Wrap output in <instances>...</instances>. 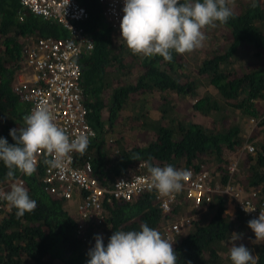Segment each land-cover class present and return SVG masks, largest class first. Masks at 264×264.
Returning <instances> with one entry per match:
<instances>
[{
	"label": "trees",
	"instance_id": "1",
	"mask_svg": "<svg viewBox=\"0 0 264 264\" xmlns=\"http://www.w3.org/2000/svg\"><path fill=\"white\" fill-rule=\"evenodd\" d=\"M77 1L88 12L78 23L93 41V48L82 54L78 63L87 120L95 135L83 154L75 152L76 163L89 161L104 184L120 175L147 171V164L182 170L191 165L208 170L210 181L216 179L223 184L229 177L234 185L256 189L258 197L264 199V110L258 109L264 108V0H237L234 5L239 9L233 10L228 22L212 25L222 29L213 42L205 41L212 47L202 54L200 47L184 54L173 51L170 62L159 55H134L121 35L112 33L104 22L96 0ZM19 6V0H0V137L10 144L15 142L9 131L24 127L25 106L11 89L21 37L29 33H67L55 21L27 10L19 19ZM185 55L193 58V66L185 65ZM241 59L249 64L238 66L237 72L234 64ZM200 86L202 93L197 91ZM145 95L158 100L152 105L157 111L155 117L150 115ZM192 97L195 100L186 110L212 118L213 125L185 117L178 110L179 103ZM251 118L257 120L256 131L250 125ZM140 133L146 134L144 139ZM245 141L252 144L236 154ZM137 156L139 161L135 160ZM234 158L237 166L228 176L226 166ZM138 162H142L139 167ZM7 171L0 161V187L6 192L11 190L6 185L11 182ZM17 176L23 178L22 185L37 201V207L17 218L16 209L9 205L0 218V264H87L95 235H102L106 246L114 231H140L142 224L159 231L162 237L165 234L164 225L170 216L153 203L150 191L128 201L104 198L102 223L96 230L87 227L78 233L74 228L80 216L67 209L71 200L43 189L41 164L32 176L18 171ZM225 204L226 195L213 192L207 201L188 210L197 215L188 227L168 239L173 242L177 264H232V243L245 245L256 264H264V242L252 243L255 234L246 228L250 219L238 211L228 214ZM249 231L250 241L243 239ZM233 234L240 239L231 241ZM221 249L223 254H219Z\"/></svg>",
	"mask_w": 264,
	"mask_h": 264
},
{
	"label": "built area",
	"instance_id": "2",
	"mask_svg": "<svg viewBox=\"0 0 264 264\" xmlns=\"http://www.w3.org/2000/svg\"><path fill=\"white\" fill-rule=\"evenodd\" d=\"M96 1L101 6L103 20L109 25L111 32L121 35L120 21L123 17L124 0ZM19 4V9L16 10L19 19L22 18L23 11L27 10L55 21L67 32L63 36L28 34L22 37L19 61L13 70L15 81L12 86L19 101L25 106L24 117L40 106H48L57 126L64 129L70 138L86 134L91 140L95 131L88 124L78 63L80 56L93 48L91 37L78 23L88 15L87 10L77 0H19ZM23 124L26 126L25 122ZM246 147L252 150L251 145ZM74 154L75 152L69 154L63 171L52 169L44 163L46 158H51L45 152L37 154V165L42 166L41 185L47 193L67 200H73L77 195L81 197L77 204L80 221L74 228L78 233L90 228L94 222L102 223L105 216L104 198L106 201H128L146 191L151 192L153 203L160 211L170 216L167 220L168 232L164 234L166 239L172 233L188 227L191 219L197 215V212L182 214L179 208L183 205L188 210L197 208L213 192L225 194L232 201L235 210L250 220L258 218L260 211L264 210V199L258 197L256 189L241 194L242 187L230 182L229 177L223 184L216 181L210 186V175L205 168L186 166L183 170H187L189 175L183 181L181 193L160 197L155 189L149 190L147 171L135 172L129 176L120 175L109 184H104L93 172L90 162L84 160L76 163ZM232 160L234 161L226 166L228 176L237 166L236 159ZM139 165L142 162L136 164L137 167ZM12 183L23 184V178L17 176L6 183L9 189ZM0 191L6 192L1 187ZM244 205L256 209L246 213ZM8 210V202L0 198V218Z\"/></svg>",
	"mask_w": 264,
	"mask_h": 264
},
{
	"label": "clouds",
	"instance_id": "3",
	"mask_svg": "<svg viewBox=\"0 0 264 264\" xmlns=\"http://www.w3.org/2000/svg\"><path fill=\"white\" fill-rule=\"evenodd\" d=\"M230 3L234 0H185L183 3L181 0H124L121 39L134 55H159L170 62L173 51L184 54L201 46L205 39L202 29L217 21L227 23L233 16ZM23 122L26 126L9 131L15 143L10 144L0 137V161L8 169L6 177L9 181L15 179L17 171L32 176L37 169L38 153L45 152L51 157L44 160L47 166L63 171L70 153L83 154L89 146L86 134L70 138L64 129L58 127L48 106H40L23 116ZM135 160L139 161L140 157ZM147 171V186L149 190L155 189L160 197L180 192L189 175L187 170L172 165L147 164ZM0 198L16 209L17 218L37 207V201L30 198L22 184L12 183L10 191H0ZM255 209L245 205L243 208L246 213ZM166 225L168 229V223ZM248 227L255 234L253 243L264 242V210L260 211L258 218L248 221ZM94 239L95 245L87 253V264H177L173 242L147 224H142L140 231H114L106 246L102 235H96ZM237 239L240 236L233 234L231 241ZM229 257L232 264H256L251 250L243 244L232 243Z\"/></svg>",
	"mask_w": 264,
	"mask_h": 264
},
{
	"label": "rangeland",
	"instance_id": "4",
	"mask_svg": "<svg viewBox=\"0 0 264 264\" xmlns=\"http://www.w3.org/2000/svg\"><path fill=\"white\" fill-rule=\"evenodd\" d=\"M234 5V4H233ZM231 7V6H230ZM234 8L235 9H239V7L236 5H234ZM233 9V8H232ZM235 9H233V10H235ZM222 29L220 28V27H218V28H213V26L212 25H210V26H207V27H205L204 29H202V31H203V33H204V35H205V39H204V41H203V43H202V45L201 46H199L200 47V50H201V54L205 51V49H208V48H210V47H212V43H211V45L208 47V46H206L205 45V41H209V42H213L214 40H215V35H219V34H221V31ZM224 38H220V42H224ZM0 49H3V45L2 44H0ZM231 57H234V56H231ZM237 58H239L238 56H237ZM183 60H185V61H187V62H184L185 63V65L187 66V67H191V66H193L194 65V60H193V58H191V57H189V56H184L183 57ZM247 64H249V61L247 60V61H245V60H243V59H241V62L240 63H236V64H234V66L236 67V71L237 72H239V70H238V66H246ZM135 68H137V66H135L134 67V69H132V72L131 73H133L134 72V70H135ZM184 68L182 69V71L184 72ZM197 91L198 92H200V93H202L203 91H204V89H203V86H200V87H197ZM212 96V95H211ZM168 98L170 99L171 98V96H168ZM144 99L146 100V102H147V105H149L150 106V115L152 116V117H155L156 116V114H157V111L156 110H154L155 109V107H152V105H156V103L158 102V100H157V98L155 97V96H153V95H145L144 96ZM172 99V98H171ZM195 100V98L194 97H192V98H190V101H187V100H183L181 103H179L178 104V110H181V111H183V115L185 116V117H187V116H189V117H192L193 119H195V120H197V121H199L200 123H202V124H209V125H213V122H214V120L212 119V118H207V117H203L202 116V114L200 113V112H198V111H195V112H189V111H187L186 109H187V107H188V105H189V103L190 102H193ZM261 108V110H264V108H263V106H259V108L258 109H260ZM249 122H250V125H251V127H253V129H254V131H256V127H255V124H256V122H257V120H256V118H254V119H250L249 120ZM146 135V134H145ZM144 134H142V133H140L139 134V137H143V139L145 138L144 136H145ZM244 136H246L247 134H243ZM251 142L250 141H245V142H243V143H241V145H240V149L237 151V152H235L236 154H241V152H242V147L245 149V145L246 144H250ZM252 144V143H251ZM227 153H230L231 151H226ZM235 159V158H234ZM237 160V159H236ZM234 160H230L228 163H230V162H233ZM81 200V197L79 196V195H77L76 196V198L75 199H73V200H71L69 203V206H68V211L70 212V213H72V214H76L77 215V204L79 203V201ZM226 200H227V198H226ZM185 208H188V207H186L185 205H183V206H181L180 208H179V212L180 213H182V214H190L189 212H188V210H185ZM204 209H205V207H204ZM203 208H202V210H204ZM182 210H184V211H182ZM225 210H226V206H225ZM204 212H206V211H204ZM203 212V213H204ZM209 214V212H207V214L206 215H208ZM76 219V218H75ZM167 223H165V225H164V232H165V234H167V232H168V230H167V225H166ZM97 227H98V225L94 222L93 223V225L90 227V229L91 230H96L97 229ZM99 235V234H98ZM96 236V235H95ZM163 238H164V235H163ZM167 238V237H166ZM243 239H245V240H251V231H249V232H247L244 236H243ZM248 241V242H249ZM253 241H255V238L253 239ZM253 241H252V243H253ZM92 244H93V246L95 245V239L92 241ZM227 246H229V244L227 245ZM224 252L222 251V249L221 250H219V254H223ZM61 262H59L58 264H60Z\"/></svg>",
	"mask_w": 264,
	"mask_h": 264
},
{
	"label": "crops",
	"instance_id": "5",
	"mask_svg": "<svg viewBox=\"0 0 264 264\" xmlns=\"http://www.w3.org/2000/svg\"><path fill=\"white\" fill-rule=\"evenodd\" d=\"M237 0H234V3L236 2ZM243 1V0H242ZM234 3H230V6L233 8V9H235L234 8ZM22 38V37H21ZM13 81H15V77L13 78ZM23 123V122H22ZM216 181H218V180H216V179H214L213 181H210L209 180V184H210V186H213L214 185V183L216 182ZM250 189H244L243 187H242V189H241V194H246L248 191H249ZM180 193H181V191H180ZM209 194H210V192H209ZM204 202V201H203ZM206 204V203H205ZM206 206V205H205ZM205 206H203L202 208L204 209V207ZM225 206H226V212L228 213V214H230V215H233V213L234 212H236V210H235V208H234V206H233V204H232V201L230 200V199H227L226 200V204H225ZM185 210H188V208H185ZM244 216V215H243ZM247 229L249 228L248 226L246 227Z\"/></svg>",
	"mask_w": 264,
	"mask_h": 264
}]
</instances>
